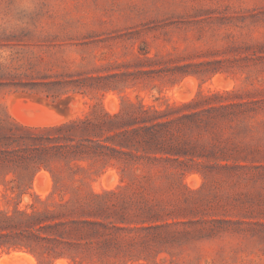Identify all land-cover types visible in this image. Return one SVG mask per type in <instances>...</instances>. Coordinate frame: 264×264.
I'll return each instance as SVG.
<instances>
[{
	"label": "rangeland",
	"instance_id": "1",
	"mask_svg": "<svg viewBox=\"0 0 264 264\" xmlns=\"http://www.w3.org/2000/svg\"><path fill=\"white\" fill-rule=\"evenodd\" d=\"M100 101L109 112L132 104L170 117L202 112L198 124L188 121L192 129L172 125L197 145L188 156L142 150L149 157L112 160L98 172L89 160L56 163L61 191L53 202L104 203L101 215L86 217L106 223L148 207L176 222L120 231L121 249L85 264H264V0H0V118L43 127ZM226 104L235 106L207 110ZM234 111L233 120L225 116ZM237 143L260 154L219 165L226 162L210 152ZM74 163L92 173L71 175ZM53 187L42 167L31 191L45 198ZM32 200L26 194L22 203ZM16 252L26 259L10 262ZM3 262L73 263L0 249Z\"/></svg>",
	"mask_w": 264,
	"mask_h": 264
},
{
	"label": "trees",
	"instance_id": "2",
	"mask_svg": "<svg viewBox=\"0 0 264 264\" xmlns=\"http://www.w3.org/2000/svg\"><path fill=\"white\" fill-rule=\"evenodd\" d=\"M194 103L195 100L183 106ZM233 106L235 104H226L207 110ZM90 107L82 116L43 127L20 124L9 115L0 118V249H27L44 259L66 256L72 260L71 264H85L84 261L94 256L102 257L110 250L121 249L123 237L119 236L120 231L131 233L176 223L168 221L164 213L154 207H148L136 217H125L122 213L120 221L106 223L86 217L101 215L106 211L104 203L95 207L80 202L71 205L63 199L53 202L55 194L61 191L55 165L63 160L68 164L74 160H89L90 165H99L98 172L112 160L127 164L128 158L140 160L144 156L149 157L142 150L152 152L157 159L160 158L159 153L161 157L171 153L188 156L192 153L189 147L196 152L197 145L176 134L172 125L181 122L192 129L188 121L198 124L197 117L202 111L170 117L168 113L160 114L158 110H148L143 106L136 109L134 104L127 112H109L102 101ZM237 114L234 111L225 116L233 120ZM210 152L226 162L219 165H230L229 161H233L234 165H239L241 160L254 161L260 154L238 143L232 147L222 146L219 155L215 149ZM195 156L200 158L204 154ZM191 160L196 165H203L194 157ZM73 165L69 167L71 175L78 170L85 175L92 173L78 163ZM42 167L48 168L54 179L53 190L45 198L31 191ZM26 194L32 195L33 200L22 203ZM88 195L95 198L101 196L94 190H90ZM160 220L163 222L158 223ZM216 221L223 223L225 220L202 219L200 223ZM123 222L128 225L119 224ZM146 222L149 225H145ZM132 223L135 225L131 226ZM203 229L208 230L209 226H203ZM129 237L132 238L131 235Z\"/></svg>",
	"mask_w": 264,
	"mask_h": 264
},
{
	"label": "bare ground",
	"instance_id": "3",
	"mask_svg": "<svg viewBox=\"0 0 264 264\" xmlns=\"http://www.w3.org/2000/svg\"><path fill=\"white\" fill-rule=\"evenodd\" d=\"M192 80H193V79H192ZM22 97H23V96H22ZM17 98H18V97H17ZM13 106H14V105H13ZM49 107H50V106H49ZM33 108H34V107H33ZM40 108H41V107H40ZM51 108H52V107H51ZM29 109H30V108H29ZM39 111H41V110H39ZM26 114H27V113H26ZM45 173H47V172H45ZM46 176H47V175H46ZM49 177H50V176H49ZM46 178H47V177H46ZM47 181H49V180L47 179ZM35 187H36V186H35ZM44 190H45V189H44ZM10 254H12V253H10ZM8 256L10 257V255H8ZM8 256H7V257H8ZM12 256H13L12 260H10V259H9V260H10V262H11V261H12V262H15L16 259L14 260V258H17V261H16L15 263H17L18 260L21 261V258H25V259H26V257H27V255H25V253H22V252H19V253L16 252V253H14ZM12 256H11V257H12ZM25 256H26V257H25ZM11 257H10V258H11ZM3 258H4V255H3ZM18 258H19V259H18ZM29 258H30V255L28 256L27 261H30V260H28ZM4 259H6V257H5ZM7 259H8V258H7ZM7 259H6V260H7ZM13 260H14V261H13ZM23 260H24V259H23ZM23 260H22V262H23ZM1 261H2V259H1ZM3 261L6 262L5 260H3ZM62 261H63V260H62ZM4 262L1 263V264H5ZM60 262H61V261H60ZM15 263H12V264H15ZM20 263H21V262H20ZM31 263H32V262H31ZM6 264H11V263H6Z\"/></svg>",
	"mask_w": 264,
	"mask_h": 264
}]
</instances>
